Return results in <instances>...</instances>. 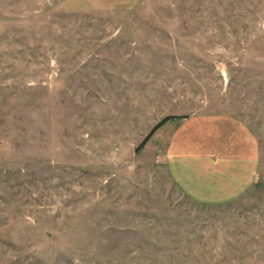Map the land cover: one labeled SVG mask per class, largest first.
Masks as SVG:
<instances>
[{"label":"rangeland","instance_id":"obj_1","mask_svg":"<svg viewBox=\"0 0 264 264\" xmlns=\"http://www.w3.org/2000/svg\"><path fill=\"white\" fill-rule=\"evenodd\" d=\"M201 115L257 147L232 201L171 177ZM0 264H264V0H0Z\"/></svg>","mask_w":264,"mask_h":264},{"label":"crops","instance_id":"obj_2","mask_svg":"<svg viewBox=\"0 0 264 264\" xmlns=\"http://www.w3.org/2000/svg\"><path fill=\"white\" fill-rule=\"evenodd\" d=\"M221 118H187L170 139L171 177L187 197L202 204L236 199L258 174L257 147L248 130Z\"/></svg>","mask_w":264,"mask_h":264},{"label":"trees","instance_id":"obj_3","mask_svg":"<svg viewBox=\"0 0 264 264\" xmlns=\"http://www.w3.org/2000/svg\"><path fill=\"white\" fill-rule=\"evenodd\" d=\"M173 118H178L176 116H174ZM172 117L171 118H165L164 120H162L161 122H159V124L153 129V131L145 138V140L143 141L144 143L138 148V150L142 149V147L145 146V144L147 143V141L153 136V134L159 130V128L165 124L166 122L170 121L171 119H173Z\"/></svg>","mask_w":264,"mask_h":264}]
</instances>
